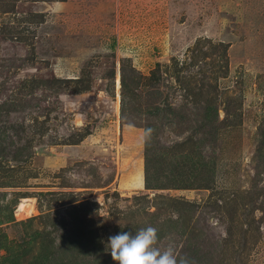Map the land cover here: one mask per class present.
Wrapping results in <instances>:
<instances>
[{
    "label": "rangeland",
    "instance_id": "rangeland-1",
    "mask_svg": "<svg viewBox=\"0 0 264 264\" xmlns=\"http://www.w3.org/2000/svg\"><path fill=\"white\" fill-rule=\"evenodd\" d=\"M148 226L264 264V0H0V264Z\"/></svg>",
    "mask_w": 264,
    "mask_h": 264
},
{
    "label": "clouds",
    "instance_id": "clouds-1",
    "mask_svg": "<svg viewBox=\"0 0 264 264\" xmlns=\"http://www.w3.org/2000/svg\"><path fill=\"white\" fill-rule=\"evenodd\" d=\"M158 230L148 226L135 234L129 231L109 236L107 251L115 264H190L184 256H178L174 247L164 250L157 247Z\"/></svg>",
    "mask_w": 264,
    "mask_h": 264
}]
</instances>
